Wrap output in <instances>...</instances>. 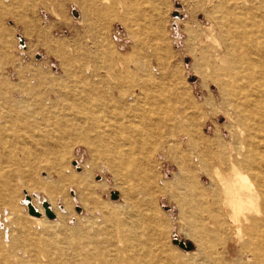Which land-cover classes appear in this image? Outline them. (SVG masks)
<instances>
[{
    "label": "bare ground",
    "instance_id": "1",
    "mask_svg": "<svg viewBox=\"0 0 264 264\" xmlns=\"http://www.w3.org/2000/svg\"><path fill=\"white\" fill-rule=\"evenodd\" d=\"M73 1L80 5L85 19L104 17L107 18V21L118 19L125 23V16L132 15V11L141 13L143 5H152L153 11L160 14V6L168 0ZM245 1L247 7L239 13L240 17L236 11L233 13L236 20L234 23L232 10L226 14L224 7L226 4H231V0H219L221 3L213 10L214 13H217V17L213 16V13L207 9L206 1L202 0V11L206 14L209 22L214 21L217 25V33L212 35L214 44L210 43L207 47L200 49V58H197L195 67L205 80L212 81L219 87L223 98V107L225 105L232 107L240 127V136L235 137L234 154L224 162L229 175L224 176L221 171H218L216 177L210 176L212 187L218 191L220 186L224 190L225 202L231 213L229 221L236 229L235 238L243 247L237 264H248L250 261V264H264V0ZM0 6L4 8L0 11L2 19L4 16L12 14L13 6L1 3ZM118 9H121L124 17L115 15V12L119 11ZM22 21L25 19L22 18ZM150 28L154 35L164 34V24L161 19L151 20ZM45 43L48 47L58 50V57L64 59L68 55V49L66 50L59 43L54 44L53 41L47 40ZM137 46L138 44L135 47L139 48ZM51 52H53L52 49ZM136 55L133 54L135 58ZM117 60L116 55L113 54L110 56L109 62L110 64L116 63ZM118 63L119 66L124 67V71L110 70V66L113 65L111 64L106 75L99 74L102 82H107L110 78L116 80L111 87L108 84L111 92L108 94L106 103H103L107 111L103 112L107 113L108 117L104 126L98 122L94 110L88 107L90 101L85 103L79 98L77 92L74 95L71 94L72 96L61 94L63 92L56 94L58 104L59 102L71 104L69 108L64 109L66 112L64 117L61 114L58 116V112L50 113V115L54 114L50 116L46 112L48 110L43 107L32 110L25 104L8 105L0 109V152H3L0 153V158L5 156L4 158L8 162L2 168L0 166V204L13 206L15 199L13 182L16 176L18 181L22 182L25 173L20 170L21 167L28 168L35 162L34 164L42 163V171L49 172V183H42V190L49 194L51 203L56 201L50 195L52 192L74 186L79 191V203L90 214L87 227L80 226L76 231L74 230L75 232L71 236L64 237L62 243L67 246L66 248H61L62 244L57 242L56 235L49 233L48 222L45 218L39 219V221L42 222V228L48 233L47 236L42 235V241L39 244L30 241V243L22 245L16 234L9 235L8 241L6 237H0V264H227L223 258L214 257L211 249L213 248L211 245L222 243L224 240L223 230L220 229L221 222L217 217L220 202L218 192L220 191L214 193L212 196L214 202L210 203L211 196H209L208 188L195 182V178H189L188 164L184 157V154L189 152L190 146L200 147L201 145H195L199 142L205 146V151L202 152L204 156L210 155L219 160L224 159L227 155L226 146L221 141L215 144L201 136L199 127L206 117L199 120L185 104H181V107L178 108L174 99H179L178 97L183 94H180L175 86L171 85L167 91L155 96L156 94L151 92L149 86H143L145 83L143 85L141 83L142 86L136 83L138 81L132 83L133 74L128 66L129 63ZM65 72V77L59 80H54L48 74L39 75L40 77L37 76L38 79H36L39 85L51 87L49 89L52 90L54 86L64 87L70 77L84 76L76 74L78 71L74 73L67 69ZM84 84L86 83L84 82ZM128 84H131V87H128ZM32 85L34 86V84ZM126 86L130 88L127 91H125ZM88 88L96 89V86L89 84ZM82 90L84 92V89ZM183 91L189 92L187 84ZM88 99V97L87 100L85 98L86 101ZM147 99H152L154 106L150 113L152 118L149 120L146 111L141 110L142 104ZM120 104L122 105L120 111L116 108L117 111L114 110L115 105L118 107ZM133 105L134 107H132ZM193 106L195 109L198 104L193 101ZM223 107L220 112H224ZM127 108L128 111L132 109L131 112L128 113ZM42 112H44L43 117ZM43 118L49 123V127L45 129H42ZM148 123L154 130L152 142L158 146L154 150H149L147 147L150 145L148 144L149 139L146 141L148 137H141L142 127L147 126ZM72 136L78 140V144H85L89 148L91 156L99 158L106 169L113 173L115 184L123 191V198L127 204L126 209L115 210L114 208L111 212L109 209V213L104 212L105 207L102 210L99 199L91 192L93 191L91 189L92 177L96 167L94 162L85 164L86 173L82 177L71 173L69 167L65 168L67 171L62 169L63 156L58 154L59 145L68 141ZM180 136H186L187 139H180ZM32 143L42 144L40 154H33L35 149ZM14 144H20V148L24 147L29 151V154L24 155L23 161L16 163L18 164L17 170L11 169L13 164L10 163H13L15 151L20 149L18 145L14 146ZM157 154L163 156L158 163L152 158ZM170 155L178 168L174 180L177 186H182L179 193L177 195L173 193V195H176V199H180L178 202L180 213L187 217V227L198 244L200 258L192 262L185 261L182 256L161 249L162 247L158 244L160 233L158 221L161 219L157 220V213V215H149L144 210L146 205H154L156 200L166 196L169 192L166 188L168 183L166 184V181L162 180L161 168L163 160L170 159ZM33 158L34 162H31L30 160ZM199 165V169L195 170L196 175L198 173L202 175L204 172L206 174L207 166L205 169L203 163ZM55 176H57V181L54 180ZM162 181H165L166 185L163 186ZM160 182L162 183L160 184ZM199 182L203 184L201 178ZM23 183L26 184L25 180ZM45 204L48 210L54 214L50 204ZM65 207L64 218L70 213V206L66 205ZM10 208L13 209V207ZM43 209L44 212L42 209L37 211L31 208L30 213L33 215L32 217L40 218L44 213L46 218L55 219V214L53 218H50L46 214L45 207ZM98 212H100L99 215H97ZM203 213L214 215L213 222L210 223L211 220L204 219ZM14 216L16 215L14 214ZM38 218L33 219L38 220ZM13 224L16 226L15 228H19L20 225L23 228L30 227L26 220L18 218H15ZM206 225L214 226L215 230L207 229ZM178 245L185 250H190L188 248L190 244L178 243ZM209 247L211 248L207 251ZM71 252L73 254L70 255L71 258L66 257V254L69 255ZM248 252L251 259L248 258Z\"/></svg>",
    "mask_w": 264,
    "mask_h": 264
},
{
    "label": "rangeland",
    "instance_id": "2",
    "mask_svg": "<svg viewBox=\"0 0 264 264\" xmlns=\"http://www.w3.org/2000/svg\"><path fill=\"white\" fill-rule=\"evenodd\" d=\"M205 1L207 3V9L213 13L214 17H217V13H214L213 10L221 2L219 0ZM0 3L13 6L11 15L4 16V19L0 17V109L8 105L25 104L32 110L43 107L48 110L46 112L49 115L50 113L56 114L58 112V116L61 114L64 117L66 115L64 109L69 108L71 104L62 102L58 104L55 97L56 94L63 92L61 94L72 96L77 92L79 98L84 100L85 103L90 101L88 107L94 110L98 122L104 126L108 121V117L107 113L104 114L107 111L103 103H106L107 97H109L108 94L111 92L109 88L116 80L110 78L107 82H102L99 74L106 75L110 67V70L113 71L117 69L124 71V67L119 66L118 62H126L127 64L129 63L128 66L134 75H132V83L134 81H138L136 83H139V85L145 83L143 86H149L148 88H150L153 94H156L155 96L167 91L173 85L180 94H183L178 97L179 99H174L177 102L175 105L178 108L181 107V104H185L199 120L206 117L205 121H202V123L200 121V134L215 144L221 141L227 149L226 157L219 160L210 155L204 156L202 152L205 151V146L199 142L195 145L201 146H196V148L194 145L192 147L190 146L188 150L190 153L186 152L184 157L188 164L189 178H195V182L200 183L201 186L205 185L208 188L209 196H211L210 203L214 202V198L212 197L214 193L220 191L218 192L220 202L217 217L221 222L220 229L222 228L223 230L224 243L211 245L213 248L209 247L207 251L211 248L214 257L223 258L227 264H237L243 247L235 238L236 229H234L229 221L231 213L225 202L224 190L220 186L218 187V191L215 190L212 187L210 176L216 177V172L218 171H221L224 176L229 175V171L227 172L225 169L224 162L226 159L229 160L230 155L234 154L235 137L240 136V127L235 119L232 107L226 105L223 107V98L219 87L212 81L205 80L196 71L195 66L197 64V58H200V49L207 47L210 43L214 44L212 35L217 33V25L214 21L209 22L206 14L202 11V0H168L166 3H163L164 5L162 4L160 6V14L153 11L154 8L152 5H143V13L142 11L141 13L132 11V15L127 17L122 13L121 9H118L119 11L115 12V15L119 17L125 16V23L118 19H110L107 21V18L104 17L100 19H85L80 5L73 0H0ZM224 7L226 14L232 10V19L235 23L236 20L234 19L235 16L233 13L236 11L240 17L239 13L243 12V8L247 7V3L245 0H231V4H226ZM2 9L4 10L0 6V11ZM150 12L154 13L152 14ZM22 18L25 21H22ZM159 19L164 24V34L160 36L154 35L150 28L151 20ZM46 40L53 41L54 44L59 43L60 46H63L66 50L68 49V55L64 59L58 57V50H54V48L49 46L53 51L51 52V49L45 43ZM136 43L139 48L135 47L137 45ZM113 54L116 55L118 60L116 63H111L113 64L111 65L109 61L110 56ZM133 54H137L136 58ZM109 65L111 66L109 67ZM117 66L118 68H116ZM67 69L74 73L78 71L76 74L79 73L84 76L70 77V79H67L64 87L54 86L52 90L49 89L51 87L42 86L41 84L40 86L38 84L37 76L48 74L54 80H59L65 77L64 74ZM170 77H172L171 80L173 82L170 80ZM84 82L86 84L83 85ZM89 84H94L96 89L88 88ZM108 84H110V87H108ZM185 84L189 88L188 93L183 91ZM130 85L128 84V87H131ZM77 87L84 89V92L81 88L78 89ZM85 87L90 92H87L88 90ZM63 88L67 89L64 90ZM128 89L130 88L126 86L125 91ZM87 97L89 98L88 101H86ZM193 101L198 104V107L195 109H193ZM121 107V104L118 107L115 105L114 110L117 109L120 111ZM153 107L152 99H147L142 104L141 110L146 111L148 120L152 118V114L150 113L153 111ZM222 107L224 112H220ZM131 110L129 111L131 112ZM129 111L127 108L128 113ZM43 116L44 112H42ZM96 118L94 119L96 120ZM47 127H49V123L43 118L42 129ZM153 131L152 125L149 123L147 126L142 127L141 137H148L146 141L149 139L148 144L150 145L147 146L149 150H154L155 147H158L155 145L156 143L153 144L152 142L154 140L152 137L154 136ZM180 139L186 140L187 138L186 136H180ZM77 141L72 136L68 141L66 140L62 145L60 144L59 149L57 147L58 154L63 156V161L61 162L62 169L69 167L71 173L82 177L86 173L87 163L94 162L96 167L94 168L92 177V184L94 185L91 184V189H93L91 192L99 199L102 204V210L105 207L104 212L109 213L114 208L115 210L119 208L126 209L127 204L123 198V191L115 184L113 173L106 169L99 158H93L91 156L89 148L85 144H78ZM16 145L20 148V144H14V146ZM32 145L35 149L33 154H40L42 144L36 145L32 143ZM0 153L3 152L1 151ZM25 154H29V151L24 149V147L15 151L13 163L10 162L13 164L11 169H18V164L16 163L23 161ZM159 155L152 156L156 163L163 157ZM4 157L2 156L0 158L1 168L8 164L7 159ZM34 157L36 158L37 156ZM173 160V157L170 155V159L163 160V167L161 168L162 180H165L166 184L168 183L166 185L165 181H162V185H166L167 190H169L167 195L169 196L160 197L154 205H146L144 210L149 215L158 214L156 216L157 220L161 219L158 221L159 226H161H158L161 230L158 229L160 232H158V244L162 247L161 249L168 253L182 256L185 261L192 262L200 258L198 255V244L187 227V217L180 213V205L178 203L180 199H176V195L182 189V186H177L174 180L178 168L175 166ZM30 161L34 162V158ZM74 161L76 162L75 164H73ZM34 163H31L32 166L30 165L28 168L23 166L20 169L25 173L24 180L26 184L23 183L24 180L19 182L17 176L13 182L15 188V192L13 191L15 198L14 204H12L13 206L0 204V237H6L8 241L9 235L16 234L19 236L18 239L22 245L28 244L30 241L31 243L39 244L42 241V235L47 236L46 234L48 233V231L42 228V222L39 221V219L45 218L48 222L49 233L51 232L50 234L56 235L57 242L62 244L61 248H66L67 246L62 243L64 237L71 236L80 226L87 227L90 214L79 203V191L74 186L52 192L50 195H52L53 200H56V203H51L49 201V194L42 190V183H49V172L42 171V163ZM198 163H203L205 169L207 166L206 174L204 172L202 175H199V173L196 175L197 168L199 169L200 166ZM192 170L196 171L193 172ZM55 177L54 180L57 181V176ZM200 178L203 180V184L199 182ZM113 191L119 192L117 199L111 197ZM173 193H176V195L174 196ZM45 203L50 204L52 211L56 215L54 220L46 218L44 213L40 218L32 217L33 215L30 213L31 208L37 211L42 209L44 212L43 207ZM66 205L70 206L69 212L71 214L69 213L70 216L67 215V217L69 216L68 218H64ZM10 207H13V209ZM109 209L111 210L109 211ZM14 217L19 220H26L30 227L23 228L20 225L19 228H15L16 226L13 224ZM33 218H38V220ZM203 218L211 220L209 221L211 223L214 220V215L203 213ZM206 227L209 230H215L212 225H206ZM215 227L218 228L216 225ZM164 229L168 230L165 231ZM176 240L185 245L190 244L192 247L190 250H185L178 245ZM70 255H73L72 252L69 255L67 253L66 257L69 256L71 258ZM248 256L250 258L249 252Z\"/></svg>",
    "mask_w": 264,
    "mask_h": 264
},
{
    "label": "water",
    "instance_id": "3",
    "mask_svg": "<svg viewBox=\"0 0 264 264\" xmlns=\"http://www.w3.org/2000/svg\"><path fill=\"white\" fill-rule=\"evenodd\" d=\"M76 162L74 161L73 162V164H75ZM111 197L113 198V199H117L118 197H119V192H117V191H113L112 192V194H111ZM44 207H45V211H46V214L48 215V217H50V218H53L54 217V214L50 211V210H48V208H47V205L46 204H44ZM178 243H180L178 240H176ZM192 246L191 245H189V249L191 248Z\"/></svg>",
    "mask_w": 264,
    "mask_h": 264
}]
</instances>
